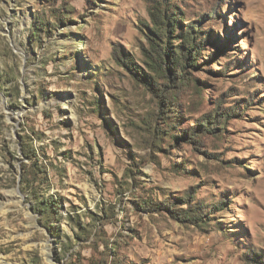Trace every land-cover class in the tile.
<instances>
[{"label": "rangeland", "instance_id": "rangeland-1", "mask_svg": "<svg viewBox=\"0 0 264 264\" xmlns=\"http://www.w3.org/2000/svg\"><path fill=\"white\" fill-rule=\"evenodd\" d=\"M165 8L203 45L177 126L159 123L168 131L153 145L156 104L132 68L156 76L143 49ZM39 19L49 30L32 39ZM216 103L235 108L218 137H179ZM148 196L165 207L143 209ZM181 198L205 206V223L167 210ZM259 253L264 0H0V264H249Z\"/></svg>", "mask_w": 264, "mask_h": 264}, {"label": "trees", "instance_id": "trees-1", "mask_svg": "<svg viewBox=\"0 0 264 264\" xmlns=\"http://www.w3.org/2000/svg\"><path fill=\"white\" fill-rule=\"evenodd\" d=\"M162 14L163 18L160 19L161 22H153V30H151L152 33L150 32L152 35L147 34L148 48L143 49L144 61L149 66L151 72L156 76L152 75L147 78L144 73H139L136 69L132 68L135 74L144 80V85L150 90L156 104L155 114L149 119L151 121L150 127H152L149 142L151 141L154 143L153 145H155V141L157 142V140L160 139L162 133H165V131L167 133L168 131L167 128H165V130L164 128L158 129L157 126L159 123L166 124L168 127H170V125L177 126V122L175 121L178 120H175L174 113L178 111V106L181 104V102H179L181 98L180 89L189 83H193L189 69L195 66V61L200 55V49L203 45L202 40H198V37H200V30L194 23L182 27L178 20L179 17L168 8L163 9ZM157 17L160 18L161 16L158 14ZM175 27L178 28L176 35L179 36V39H176L179 41L177 44L168 40L169 35L174 33ZM48 30V22L40 19L37 20L31 31L32 39H35L40 31L47 32ZM114 54L117 64H126L123 58L117 56L116 51ZM129 66L138 68L134 63L130 62ZM220 104L221 103H216L214 109L200 117L194 125L187 126L185 131H183L184 134H180L179 137L193 141L196 146L201 143L199 138L200 134L218 137L225 129L221 125L226 123V119L235 113V108L230 106L222 107ZM194 136H198V139L195 140ZM172 139L178 140V136L172 134ZM25 154L28 155L27 152ZM21 179L23 180V178ZM187 197L193 196L188 195ZM183 199L184 198L180 199L182 201L181 203L174 204L170 199L165 200L164 203L169 206L167 210L174 213L175 217L180 220H188L197 226L205 223L207 220L204 214L205 206L202 203H192L189 202L190 200L188 199ZM52 201V197L44 200V202L40 201V210H47L49 213L50 209H54V206L50 205ZM183 203H187L186 208L178 206ZM141 204L145 210H160L165 207L162 201L153 200L151 197L148 199L142 198ZM171 207L178 208L173 209ZM253 257L254 262H250L249 264H264V255L262 256L261 253L255 254ZM112 264L123 263L112 262Z\"/></svg>", "mask_w": 264, "mask_h": 264}, {"label": "water", "instance_id": "water-1", "mask_svg": "<svg viewBox=\"0 0 264 264\" xmlns=\"http://www.w3.org/2000/svg\"><path fill=\"white\" fill-rule=\"evenodd\" d=\"M20 179H18V182H19ZM16 190H18V188H16Z\"/></svg>", "mask_w": 264, "mask_h": 264}]
</instances>
